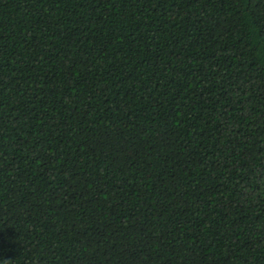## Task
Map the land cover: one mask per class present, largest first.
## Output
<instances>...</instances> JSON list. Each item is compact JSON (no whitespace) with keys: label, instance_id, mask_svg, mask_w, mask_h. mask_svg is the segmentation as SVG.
Listing matches in <instances>:
<instances>
[{"label":"trees","instance_id":"obj_1","mask_svg":"<svg viewBox=\"0 0 264 264\" xmlns=\"http://www.w3.org/2000/svg\"><path fill=\"white\" fill-rule=\"evenodd\" d=\"M0 264H264V0H0Z\"/></svg>","mask_w":264,"mask_h":264}]
</instances>
